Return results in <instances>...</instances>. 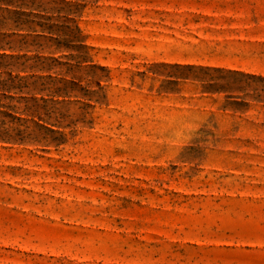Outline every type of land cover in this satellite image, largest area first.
Here are the masks:
<instances>
[{
	"label": "rangeland",
	"instance_id": "rangeland-1",
	"mask_svg": "<svg viewBox=\"0 0 264 264\" xmlns=\"http://www.w3.org/2000/svg\"><path fill=\"white\" fill-rule=\"evenodd\" d=\"M0 264H264V0H0Z\"/></svg>",
	"mask_w": 264,
	"mask_h": 264
}]
</instances>
